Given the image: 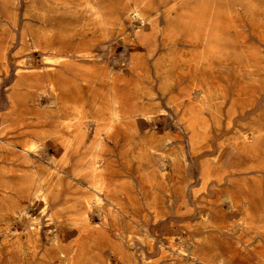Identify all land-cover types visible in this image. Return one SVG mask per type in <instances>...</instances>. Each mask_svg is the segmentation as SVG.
Masks as SVG:
<instances>
[{
	"label": "rangeland",
	"instance_id": "obj_1",
	"mask_svg": "<svg viewBox=\"0 0 264 264\" xmlns=\"http://www.w3.org/2000/svg\"><path fill=\"white\" fill-rule=\"evenodd\" d=\"M113 1L0 0V264H64L66 243L85 247L81 264H264V0H214L221 69L211 71L213 82L193 85L178 62L168 70L182 72L176 81L156 70L164 50L147 57L140 35L158 31L160 38L170 21L181 37L173 57L188 60L206 45L182 41L193 4L171 11L174 1L154 0L143 23L130 13L117 36L92 51L117 82H77L75 102L53 93L47 82L72 79L62 63L77 57L42 50L44 15L57 31L83 25L84 16L94 20L91 7ZM209 13L204 7L200 19ZM128 91L130 104L151 115L136 114L135 129L107 138L109 112L125 119L117 102ZM82 96L83 119L75 113ZM204 124L206 137L191 142ZM77 127L86 143L99 130L97 166L122 193L88 184L90 160L52 138ZM44 133L50 137L42 143L35 136ZM51 181L59 193L45 196ZM74 187L95 200L84 205Z\"/></svg>",
	"mask_w": 264,
	"mask_h": 264
},
{
	"label": "bare ground",
	"instance_id": "obj_2",
	"mask_svg": "<svg viewBox=\"0 0 264 264\" xmlns=\"http://www.w3.org/2000/svg\"><path fill=\"white\" fill-rule=\"evenodd\" d=\"M152 1L154 0H118L117 3L115 1L108 3V5L103 9H99L97 7L92 6L91 15L94 20H90L88 16H84L82 18L84 23L83 25L75 24L73 25V27L63 26L60 27V29L57 31L52 30V28L50 27L51 20L49 14L46 13L44 15L43 20L44 26L41 31L42 50L53 53L63 52L77 57L76 60H66L64 63H62L63 66L71 67L70 72L72 74V79H61V81L59 82H47V84L52 89L53 93L63 94L67 99L71 100L72 102H75L76 100H78V95H80L77 82H107V80L117 82L113 75H111V77H108L105 71L100 70V64H97L99 60L97 59L98 56H93L92 51L96 50L99 52L100 49L104 48V41H106V39L112 38V35L113 38L116 37L119 33L118 29L121 26L122 18L127 17L130 13L133 15L134 18L142 21L143 23V17L145 16L144 10L148 9L147 7ZM165 1H167L168 3L174 1V4H172V6L174 7L171 9V11H176L177 6H183L185 3H190L194 5V8L188 12V22L186 23L187 33L183 35L182 41L185 43L200 45L205 43L206 46L201 53L188 54V60L183 59V57H178V59L173 57L170 50L174 48L176 42L181 37L177 32V24H172V22L169 21L168 27L161 33L160 38L157 35V33H159L158 31H156L152 35L147 33L140 35V38L142 39H139V41L141 42L142 47L147 49V57L153 56L154 52L157 54L159 50H164V52H161L158 55V59H161L164 63L163 66L160 67L159 65H157L156 60L153 64H155V68L158 72H162L161 74L164 76V78H169L171 81H176L182 76V72L178 71L172 73L171 75L168 74V70H170L172 67H175V62H178L177 67L180 68L181 71H185L187 74L192 75V78L189 82H193V85L196 86V82H213L211 71L214 69H221V67L218 66L214 0ZM204 1L206 3H204ZM204 7L210 12L206 19V22L203 18L200 19V12L204 9ZM108 19H110L109 23L107 22ZM100 24L101 26H99ZM91 26L95 27L90 28ZM143 33H145V31ZM141 65H143L144 71L145 73H147L146 59L143 57ZM61 76L67 78V75H65L64 73ZM28 82L30 81L28 80ZM167 83L174 84L176 82ZM242 85L243 83L239 84L237 89H240ZM191 86L188 87V89H191ZM199 88L201 91H204V87L202 85L199 86ZM145 90L148 95L152 96L150 88ZM244 91L245 90L242 91V96L245 95ZM85 97L86 96H82L80 98V104H75V113H77V115L80 114L79 117H81V119L85 117V115L80 112V110L82 109V103H85ZM132 99L133 92L128 91L125 92L124 96L117 102V105L119 107L118 113H120L125 119L118 120L116 119V113H111V111L109 112L110 119L106 131L107 138L117 137V135L119 134V129L124 130L126 127H131L135 129L136 114H139L141 117L144 118H147L148 115H151V113L148 112L146 109L140 111L139 106L130 104V101ZM95 104V101L88 104L87 109L89 112L92 110ZM178 106L179 105H174L172 107L175 112H177ZM187 110V113L183 112L182 114H180L181 120L188 118L190 111L189 109ZM82 114L83 116H81ZM126 120H128V122H126ZM207 131V124L203 125L201 131L193 130L190 134L191 142L203 141V136L206 135ZM98 133L99 130H96V137L91 143H86V133L78 127L75 131H72L68 134H55L52 136V138L55 141L59 142L60 147L64 150L65 153L68 151H76L81 155L82 159L88 158L90 160L91 163L89 165H84L86 168L89 167L88 184L92 185L95 189H97V186H99L100 191L104 193H122V190H120V188L115 184L113 174L109 170H101L100 167L97 166L98 161H96L95 151L99 142L97 135ZM35 137L43 143L50 136L44 133L39 136L36 135ZM29 146L34 147V144L27 145L25 148ZM99 177L101 179L100 182L95 183V179ZM158 186L164 192H168L167 186L162 181H160ZM58 188L59 185L57 183H54L52 181L49 182L48 192L45 196L51 194L58 195ZM87 193L88 191H81L74 187L71 192V195L82 197V203L88 206L90 205L91 200H95V197H92V199L90 198L89 200H87ZM66 244L68 245L63 246L62 252L63 263L81 264V262H79L80 258L84 259L85 257H87L85 247L81 244Z\"/></svg>",
	"mask_w": 264,
	"mask_h": 264
}]
</instances>
